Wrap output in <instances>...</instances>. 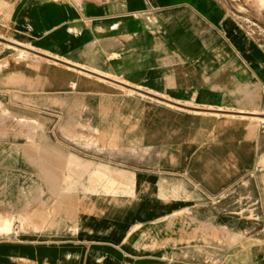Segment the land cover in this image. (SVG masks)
Wrapping results in <instances>:
<instances>
[{
    "label": "crops",
    "instance_id": "obj_1",
    "mask_svg": "<svg viewBox=\"0 0 264 264\" xmlns=\"http://www.w3.org/2000/svg\"><path fill=\"white\" fill-rule=\"evenodd\" d=\"M3 219L0 264H264V42L220 0H0Z\"/></svg>",
    "mask_w": 264,
    "mask_h": 264
},
{
    "label": "rangeland",
    "instance_id": "obj_2",
    "mask_svg": "<svg viewBox=\"0 0 264 264\" xmlns=\"http://www.w3.org/2000/svg\"><path fill=\"white\" fill-rule=\"evenodd\" d=\"M220 1L251 36L264 42V0ZM98 138L102 140L100 135H98ZM0 230H10V221L8 219H3L0 222Z\"/></svg>",
    "mask_w": 264,
    "mask_h": 264
},
{
    "label": "built area",
    "instance_id": "obj_3",
    "mask_svg": "<svg viewBox=\"0 0 264 264\" xmlns=\"http://www.w3.org/2000/svg\"><path fill=\"white\" fill-rule=\"evenodd\" d=\"M54 1H57V2H62V1H66V0H54Z\"/></svg>",
    "mask_w": 264,
    "mask_h": 264
}]
</instances>
